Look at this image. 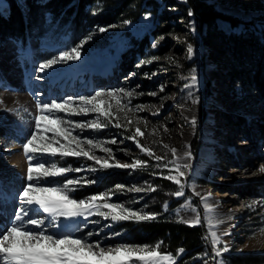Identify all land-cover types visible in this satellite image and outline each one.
Listing matches in <instances>:
<instances>
[{"label": "rangeland", "instance_id": "rangeland-1", "mask_svg": "<svg viewBox=\"0 0 264 264\" xmlns=\"http://www.w3.org/2000/svg\"><path fill=\"white\" fill-rule=\"evenodd\" d=\"M123 1L106 0V5L98 2L91 8V15L122 7ZM204 1L216 12L240 23L231 26L217 19L213 28H207L193 15H188L186 0H141L136 7L130 4L122 7L120 19L109 26L94 23L84 31L69 32L66 26L53 24L25 47L13 38L0 42V125L8 132L0 137V235L19 207L12 197L27 183L28 161L21 144L24 133L34 130L37 103L53 99L59 102L69 96L91 95L98 90L124 89L133 92V109L145 106L142 111L127 113V119L133 124H127L124 113H118L122 127L109 125L100 131L76 129L74 134L82 139H115L116 144L106 146L113 149L119 162L139 158L148 166L135 170L89 171L99 166L82 157L65 158L64 166L85 169L69 172L67 177L94 181L82 184L71 195L81 199L111 193L110 202L144 214L168 213L175 221L190 227L203 226L208 247H203L188 264H242L237 262V257L264 255V173L258 170L264 165V133L259 128L260 123L264 124V101L253 86L246 84L248 77L260 71L264 64L261 37L264 0ZM6 8L5 0H0V10L5 13ZM100 28L106 31L100 32ZM238 34L243 35V46L237 47L232 39ZM81 43L79 61L56 65L46 73L38 71L40 63ZM189 45L193 48L191 58L187 51ZM98 51L111 55L109 69L103 75L87 67L88 64H82ZM78 62L79 71H65L75 68ZM193 74L197 76L196 85L186 87L191 85ZM104 99L112 102L110 97ZM154 112L159 114L153 115ZM66 118L86 122L95 116ZM192 119L196 120L195 125ZM136 120L141 121L139 127L144 133L137 139L155 156L162 157L161 161L142 154L129 139ZM96 155L106 154L96 150ZM172 160L190 166L181 177L185 187L184 195L179 198L175 193L180 186L163 178L169 169L176 174ZM157 163L168 167L162 170L155 166ZM49 179L63 181L66 177ZM133 187L144 190L129 191ZM204 199L215 208L217 220L211 221L206 215ZM222 212L229 215L224 218ZM196 219L200 220L199 225L191 223ZM137 222L112 223L91 216L89 221L81 220L86 226L74 235L91 242L100 241L102 246L119 243L155 246L158 242L138 244L133 240L130 228ZM109 224L111 226L106 227ZM127 225L130 228H126ZM49 231L63 230L50 228ZM212 231L217 232L220 244H213ZM89 232L93 233L91 237ZM115 233L119 235H113ZM224 245L230 251L216 256L215 248ZM160 251L167 253L162 248ZM183 254L177 249L171 255L176 261Z\"/></svg>", "mask_w": 264, "mask_h": 264}, {"label": "snow or ice", "instance_id": "snow-or-ice-1", "mask_svg": "<svg viewBox=\"0 0 264 264\" xmlns=\"http://www.w3.org/2000/svg\"><path fill=\"white\" fill-rule=\"evenodd\" d=\"M188 15H193L191 10ZM147 18L146 16L145 19ZM99 31L104 32L106 29L100 28ZM153 47H156L155 43ZM82 48L83 43L70 50L60 51L57 56L40 63L38 71L46 73L56 65L79 61ZM187 51L191 58L193 54L191 45L188 46ZM196 83L197 76L193 74L191 85H186V87H193ZM160 90L163 91V87ZM150 95H155V93H150ZM104 97L112 98V102L105 100ZM132 97L131 90L112 89L98 90L94 94L79 97L69 96L59 102L53 99L37 103L34 130L30 134L24 133V142L21 144L28 161L27 183L12 197L19 207L10 224L5 227L3 235H0V264H176L173 255L160 251V242L155 246L128 243L102 246L100 241L91 242L74 235L75 232L81 230V227L86 226L81 224V220L89 221L91 216H99L112 223L156 219L157 214L155 213L144 214L120 203L110 202L111 193L95 194L81 199L74 198L71 193L78 190L79 186L94 183V181L67 177L69 172L78 173L85 169L83 167L72 168L62 164L65 158L79 159L82 157L99 166L98 168H89V171L110 168L135 170L148 166L146 161L139 158L126 163L119 162L113 149L106 146L107 144H116L117 140L115 139L107 141L93 138L82 139L80 135L74 134L76 129L100 131L109 125L117 128L122 127L118 113H124L127 119L129 111H142L145 107L139 105L133 109L131 107ZM60 113H63L64 116H60ZM88 114H94L95 118L86 122H76L66 118ZM158 114V112L153 113V115ZM140 123V120L135 121V130L129 139L136 143V147L142 154L157 162L161 161L162 157L155 156L150 148L142 145L137 139L144 135L139 127ZM191 123L195 125L196 120L192 119ZM127 124L131 125L133 121L127 119ZM96 150L106 155H96ZM175 151V149L172 150L173 154ZM45 156L48 159H45ZM57 157L60 159L57 160ZM170 163L174 165L176 174L173 175V169H169L168 174L163 178L180 186V190L175 193V196L179 198L184 195L185 187L181 182V177L185 176L184 170L190 166L186 163L182 164L179 160H172ZM155 166L162 170L168 167L167 164L160 163ZM258 170L264 173V165H261ZM57 177H66V179L63 181L49 179ZM42 181H47V183H42ZM117 187L123 188L124 186ZM143 190L140 187L129 189V191L137 193ZM202 203L210 220H217L218 218L214 214L215 208L209 204L208 199H204ZM191 223L199 225L200 220L196 219ZM110 226V224L106 225V227ZM50 228L63 231L50 232ZM96 234L98 235V233ZM92 235L93 233H88L89 237ZM113 235H119V233ZM211 238L214 245L221 243L216 231L211 232ZM229 251L227 245L215 248L216 256H222L223 253Z\"/></svg>", "mask_w": 264, "mask_h": 264}, {"label": "trees", "instance_id": "trees-1", "mask_svg": "<svg viewBox=\"0 0 264 264\" xmlns=\"http://www.w3.org/2000/svg\"><path fill=\"white\" fill-rule=\"evenodd\" d=\"M106 0H5L6 12L0 10V42L6 38H13L22 47L30 40L39 38L47 26H66L69 32L84 31L87 26L100 24L109 26L120 19L122 7L133 5L136 7L141 0H124L122 7L115 10L91 15V8L98 2ZM185 9L191 10L198 23L207 28H213L215 20H224L231 26H237L240 21L216 12L204 0H186ZM106 5V3H105ZM261 37L264 39V21H262ZM253 24V22H251ZM234 44L243 46V35L233 37ZM264 56V49H263ZM247 85L253 86L258 96L264 101V64L248 77ZM259 128L264 133V124ZM10 133V132H9ZM262 133V134H263ZM8 134L0 125V137ZM264 135V134H263ZM167 201V199H165ZM170 207H174L170 205ZM126 228H130L127 225ZM132 238L138 244H154L161 242L164 252L175 254L181 249L184 254L176 264H188L194 256L199 255L203 247H208L203 226L190 227L177 222L168 213L158 215L154 220L138 221L130 228ZM242 264H264V255L237 257Z\"/></svg>", "mask_w": 264, "mask_h": 264}, {"label": "bare ground", "instance_id": "bare-ground-1", "mask_svg": "<svg viewBox=\"0 0 264 264\" xmlns=\"http://www.w3.org/2000/svg\"><path fill=\"white\" fill-rule=\"evenodd\" d=\"M104 52H96L94 55H93V58H86L85 61L82 62V64H88L87 67L91 68V69H95L97 70L98 72H102L101 74L103 75L104 73L106 74V70H108L109 68V63H108V58L111 59V55H107L105 56L103 54ZM96 56V58H95ZM98 57V58H97ZM74 65V64H73ZM72 65V66H73ZM75 68H73L71 70L70 69H65V71H73V72H76V71H79V62L78 63H75ZM64 70V69H63ZM43 87V85H42ZM224 214V218L227 217L229 214L227 212H222ZM223 218V219H224ZM235 224V223H234Z\"/></svg>", "mask_w": 264, "mask_h": 264}]
</instances>
